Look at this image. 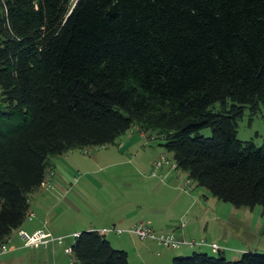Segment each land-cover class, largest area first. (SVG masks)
Segmentation results:
<instances>
[{"label": "trees", "instance_id": "1", "mask_svg": "<svg viewBox=\"0 0 264 264\" xmlns=\"http://www.w3.org/2000/svg\"><path fill=\"white\" fill-rule=\"evenodd\" d=\"M260 104L264 0H0V249L52 157L138 127L212 196L264 211V142L237 138ZM70 249L75 264H130L96 229ZM215 253L173 264H264Z\"/></svg>", "mask_w": 264, "mask_h": 264}, {"label": "rangeland", "instance_id": "2", "mask_svg": "<svg viewBox=\"0 0 264 264\" xmlns=\"http://www.w3.org/2000/svg\"><path fill=\"white\" fill-rule=\"evenodd\" d=\"M75 1L72 0V2ZM220 106V103H216L212 109L219 110ZM139 131L146 138L141 137L138 131L129 130L120 136L114 144L74 149L52 157L51 181L55 177L63 176L61 178H64L65 183L59 187H52V183L48 190L42 188L30 195L32 209L36 205L48 210L45 223L40 225V229L37 230L48 233L50 235L49 242L35 247L26 246L18 234L19 230H15L5 245V252H0V264H75L69 250L74 242L73 232L87 230L94 211L100 209L102 204L96 203L86 193L87 191L83 189L82 185L83 179L85 180L88 175L86 172L99 168L95 164L94 158L108 154L118 147H134V151H131L132 154L140 148L152 147L160 149L162 154H166L171 159V155L164 151L163 146L160 145L161 138L148 135L144 130ZM201 133L204 136H210L211 129L204 128ZM237 138L242 141H251L258 147L263 144L264 104H260L256 113H252L249 108L245 109L244 115L238 119ZM149 149L145 154H143L144 152L141 154L144 156L145 162H148L152 156L153 150ZM131 153L126 156L132 158ZM132 161H134L133 158ZM107 162L111 161L104 160V163H100V167L108 164ZM100 176L101 173H97L93 177L98 180L101 178ZM206 191L208 190L206 189ZM203 205L207 206L208 210L199 209V217L203 220L199 227L203 233L202 237L208 243H216L220 250H223L226 258L238 260L243 252L247 251L264 253V211L260 205L238 208L216 197ZM29 221L27 218L25 223H31ZM23 230L29 234L36 231ZM207 249L206 247H197L194 251H207L210 254H216L211 249ZM192 252L189 251L187 254L190 255Z\"/></svg>", "mask_w": 264, "mask_h": 264}, {"label": "crops", "instance_id": "3", "mask_svg": "<svg viewBox=\"0 0 264 264\" xmlns=\"http://www.w3.org/2000/svg\"><path fill=\"white\" fill-rule=\"evenodd\" d=\"M134 131L145 137L137 128H134ZM149 148L153 150L152 156L145 162L141 154L142 152L145 154ZM149 148H140L132 154L134 147H118L108 154L94 158L99 168L87 171L88 175L85 180L83 179L82 185L96 203L102 204L100 209L94 211L86 229L99 231L110 227L126 229L144 223L158 232L173 231L178 237L187 240H204L199 228L203 221L199 217V209L204 208L207 211L208 207L203 204L214 200V196L179 169L161 167L157 170L158 175L152 176L153 162L162 152L158 148ZM128 153H131L134 161L126 156ZM104 160L111 162L100 167ZM142 169L145 171H141ZM52 173L53 171L40 189L48 190L52 183V187H59L65 183L64 178H61L63 176L55 177L51 181ZM97 173H101L98 180L93 177ZM34 206L32 209L30 205V213L33 214L29 219L31 223L24 222L19 231L23 229L37 231L40 229L39 226L45 223L48 210ZM79 232L78 230L73 233ZM109 234L112 236L108 237ZM105 235L114 248L128 253L130 264H173L174 257L188 255L189 251H194L198 247L184 246L180 249H171L152 240H140L129 232L117 234L111 231ZM206 248L211 249L208 246Z\"/></svg>", "mask_w": 264, "mask_h": 264}, {"label": "built area", "instance_id": "4", "mask_svg": "<svg viewBox=\"0 0 264 264\" xmlns=\"http://www.w3.org/2000/svg\"><path fill=\"white\" fill-rule=\"evenodd\" d=\"M161 167H169L170 169H177V164L172 159L168 158L166 154L159 155L153 162V171L152 176H157V170ZM33 214L30 213L28 218L31 219ZM116 232L117 234H122L123 232H129L136 235L140 240H152L158 244L171 248V249H180L183 246L188 247H210L212 252H218L220 250L219 246L216 243H208L206 240H187L183 237H178L173 231L170 232H158L149 227L144 223H138L126 229H120L116 227L104 228L100 232ZM19 235L24 241L26 246H38L41 244H47L49 242L50 235L45 233L43 230H37L32 234L27 233L24 230H20ZM77 233L74 234L76 236ZM6 246L3 245L0 249V252H4ZM71 252V249H69Z\"/></svg>", "mask_w": 264, "mask_h": 264}]
</instances>
